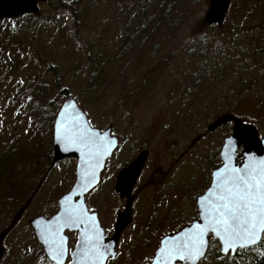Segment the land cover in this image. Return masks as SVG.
Returning <instances> with one entry per match:
<instances>
[{
  "label": "rangeland",
  "instance_id": "1",
  "mask_svg": "<svg viewBox=\"0 0 264 264\" xmlns=\"http://www.w3.org/2000/svg\"><path fill=\"white\" fill-rule=\"evenodd\" d=\"M210 2L47 0L36 15L1 20L12 22L0 24V157L10 156L0 168V232L39 190L0 264H51L29 221L57 213L76 181V160L50 164L55 118L69 96L93 128L112 126L120 140L86 199L105 232L126 205L118 173L149 152L132 223L108 264L152 262L165 236L197 219L233 129L209 131L213 123L233 115L264 137V0H232L221 25L205 21ZM94 69L105 82L91 92Z\"/></svg>",
  "mask_w": 264,
  "mask_h": 264
},
{
  "label": "water",
  "instance_id": "2",
  "mask_svg": "<svg viewBox=\"0 0 264 264\" xmlns=\"http://www.w3.org/2000/svg\"><path fill=\"white\" fill-rule=\"evenodd\" d=\"M46 1L47 0H1L0 21L17 19L24 15H36L39 12L38 4L44 3ZM231 1L232 0H211L209 11L205 19L206 23L209 25L223 24L230 8ZM230 122L233 123L232 134L224 139L219 154L222 164L219 168L212 172L210 186L207 188L205 193L197 199L198 218L190 225L180 229L175 234L164 237L161 240L160 247L155 253L154 259L151 263L147 264H156L159 250L164 246L163 242L167 241L169 244H171L175 240L190 234L195 226H203L206 223L202 217L201 207H206L208 201L205 199L202 205L200 198H207L209 189L213 187L214 182L217 179L216 173L224 168L226 162L230 167L243 169L244 166L249 163L250 158L257 161L264 159V137L260 138L259 132L255 127L244 124L240 119L235 118L233 115L222 116L208 129L209 131H213L223 124ZM65 128H70L72 131L78 133L83 132L84 134L93 137L95 141L101 145L100 151L93 152L90 155L80 145L69 144L64 138ZM118 146L119 138L116 135H112V128H109L104 132H102L100 129L93 128L90 125L86 113L81 109L73 97L69 96L64 100L56 115L53 127V162L58 163L69 158L77 159L76 181L71 190L58 200L59 211L56 214L50 218L39 216L29 221V225L33 229L38 242L42 245L48 260L53 264H55V261H53L51 257L49 252V244L45 243V239L50 241L53 238L51 235H49V230H54L57 227L59 218L63 214L64 210L69 206H79L80 208L86 210L88 216L94 217V220H90L87 225L77 224L61 229L60 235L65 238V247L67 249L65 256L62 258L63 264H67L69 257L71 259L70 264H79V258L76 256V253L80 251V248H78L76 244L74 250L69 254V239L66 235L67 230L76 231L79 234V241L81 238L80 234L91 230L93 225H95L96 230H98L100 234L99 245L101 247V251L106 252L104 264H107L110 258H113L117 255L118 242L121 233L128 225L132 223L131 208L134 201V196L132 194L135 185L143 172L149 157V152L146 150L142 151L136 157V159L128 167L122 169L116 177L115 192L119 194L121 199H127V202L123 212H120L117 216L114 227L115 231L112 238L107 239L108 237L100 225L97 214H90L88 212L85 198L89 192L99 185L101 180V172L105 167V163L113 156ZM239 152L241 153L242 159L238 161L237 159L239 157ZM34 196L35 195L33 194L27 200L24 206L18 210L9 226L0 232V263L5 253L3 243L6 237L18 224L21 217L33 201ZM263 234L264 233L261 234V238L259 240L248 247H240L239 245H236L226 251L225 246L219 240L216 234L209 231L204 237L205 245L202 248L203 255L196 260L195 264H199L200 261L205 258L212 239L218 241L220 245V253L223 256L234 257L237 252L241 250L256 247L261 242ZM173 264H190V262L177 259L176 261H173Z\"/></svg>",
  "mask_w": 264,
  "mask_h": 264
},
{
  "label": "snow or ice",
  "instance_id": "3",
  "mask_svg": "<svg viewBox=\"0 0 264 264\" xmlns=\"http://www.w3.org/2000/svg\"><path fill=\"white\" fill-rule=\"evenodd\" d=\"M64 138L69 144L80 145L90 155L101 149L93 137L70 128H65ZM216 177L207 198H200L202 205L205 199L208 201L206 207H201L206 223L195 226L190 234L171 244L163 242L156 264H173L177 259L195 264L203 255L204 237L209 231L216 234L226 251L236 245L248 247L261 238L264 233V159L257 161L250 158L243 169L230 167L226 162ZM90 220L94 217L88 216L86 210L79 206H69L64 210L57 227L49 230L53 238L50 241L45 239L55 264H63L62 258L67 251L66 240L60 235L61 229L77 224L87 225ZM80 236L77 242L80 251L76 253L79 264H104L106 252L101 251L100 234L95 225Z\"/></svg>",
  "mask_w": 264,
  "mask_h": 264
},
{
  "label": "trees",
  "instance_id": "4",
  "mask_svg": "<svg viewBox=\"0 0 264 264\" xmlns=\"http://www.w3.org/2000/svg\"><path fill=\"white\" fill-rule=\"evenodd\" d=\"M29 16H32V15H28V17ZM10 22L12 21H0V24L1 23L7 24ZM1 31L4 32L2 29ZM1 34L3 33H0V35ZM103 74L104 73H102L100 69H94L92 74L88 77V83L90 84L88 86L91 92H95L97 89H99L100 87L104 85L105 77ZM55 115H56V111L53 115V119ZM50 133H51V140H50V144H51L52 125L50 127ZM9 161H10L9 155L1 156L0 157V168H6L9 164ZM2 174L3 173L1 172L0 175ZM219 248L220 246H219L218 241L213 239L210 243L208 253L206 257L201 261V263H205L206 260L209 259V261L213 264H264V234H263L261 242L256 247L249 248L246 250H241L237 252V254L234 257L221 255Z\"/></svg>",
  "mask_w": 264,
  "mask_h": 264
},
{
  "label": "flooded vegetation",
  "instance_id": "5",
  "mask_svg": "<svg viewBox=\"0 0 264 264\" xmlns=\"http://www.w3.org/2000/svg\"><path fill=\"white\" fill-rule=\"evenodd\" d=\"M41 3H39L38 5H40ZM24 16H28V15H24ZM24 16H21V17H24ZM21 17H19V18H17V19H20ZM109 128H112V135H114L113 134V127L112 126H110V127H108V128H100V130L102 131V132H104V131H106V130H108ZM201 139V138H200ZM119 144H120V141H119ZM195 145V144H194ZM194 145H192V146H194ZM119 147V146H118ZM118 149V148H117ZM117 151V150H116ZM116 151L114 152V154H113V156L115 155V153H116ZM54 154V153H53ZM112 156V157H113ZM112 157L109 159V160H107V162L105 163V167H106V165H107V163L112 159ZM54 158V157H53ZM69 159H74V160H76L77 161V159H75V158H69ZM66 160H68V159H65V160H63V161H66ZM62 162V161H61ZM60 163V162H59ZM50 164H51V166L52 167H54L55 165H57L58 163H54L53 162V159H52V162H50ZM105 167H104V169H105ZM104 169H103V171H104ZM102 171V172H103ZM102 172H101V175H102ZM100 182H101V180H100ZM42 183H43V181H42ZM38 190H39V187L36 189V191L34 192V195L36 196V194H37V192H38ZM90 193V192H89ZM88 193V194H89ZM88 194L86 195V198H85V202H86V199H87V196H88ZM35 196H34V198H35ZM34 198H33V200H34ZM121 199V198H120ZM121 200H124V201H126L127 202V199H121ZM33 202V201H32ZM32 202H31V204H32ZM134 203V202H133ZM30 204V205H31ZM57 205H58V201H57ZM86 205H87V203H86ZM133 205V204H132ZM24 206V205H23ZM22 206V207H23ZM30 207V206H29ZM28 207V208H29ZM27 208V209H28ZM87 208H88V206H87ZM58 211H59V205H58ZM26 212V211H25ZM88 212L90 213V214H93V213H95V214H97V212H93V211H91L89 208H88ZM56 214V213H55ZM119 214V213H118ZM24 215V214H23ZM118 216V215H117ZM52 217V216H51ZM97 217H98V220H99V216H98V214H97ZM22 218V217H21ZM21 220V219H20ZM116 220H117V218H116ZM20 222V221H19ZM18 222V223H19ZM99 222H100V220H99ZM115 224H116V222H115ZM115 224H114V226L111 228V230H110V232L109 233H107V232H105V234H106V236L108 237L107 239H110V238H112V236L114 235V231H115V229H114V227H115ZM18 225V224H17ZM16 225V226H17ZM100 225H101V222H100ZM131 225V224H130ZM101 227H102V225H101ZM129 227V226H128ZM127 227V228H128ZM103 228V227H102ZM126 228V229H127ZM125 229V230H126ZM124 230V231H125ZM104 231H105V229H104ZM123 231V232H124ZM123 232L121 233V236H122V234H123ZM66 235H67V237H68V239H69V241H70V237L73 235L74 237H75V246H76V244H77V242H78V239H79V234L76 232V231H69V230H67V232H66ZM121 236H120V238H119V242H118V248H117V255H118V250H119V244H120V242H121ZM161 242V241H160ZM160 246V245H159ZM117 255H116V257H117ZM116 257H113V258H111V259H114V258H116Z\"/></svg>",
  "mask_w": 264,
  "mask_h": 264
}]
</instances>
